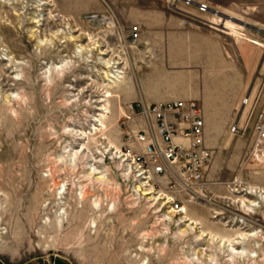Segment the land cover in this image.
<instances>
[{
  "label": "rangeland",
  "instance_id": "rangeland-1",
  "mask_svg": "<svg viewBox=\"0 0 264 264\" xmlns=\"http://www.w3.org/2000/svg\"><path fill=\"white\" fill-rule=\"evenodd\" d=\"M194 24L264 45V0H0V264H264V196L254 224L227 221L237 176L264 190L252 136L208 148L195 193L131 158L130 134L156 133L140 86Z\"/></svg>",
  "mask_w": 264,
  "mask_h": 264
},
{
  "label": "crops",
  "instance_id": "crops-1",
  "mask_svg": "<svg viewBox=\"0 0 264 264\" xmlns=\"http://www.w3.org/2000/svg\"><path fill=\"white\" fill-rule=\"evenodd\" d=\"M227 33H216L210 24L177 26L170 37V52L166 54L167 47H162V56L165 60L169 57L171 69L168 71L166 65L161 77L150 81L149 87L146 83L140 86L138 96L148 103L195 99L202 110L204 145L212 151L230 148L227 153L233 148L238 155V146L249 144L255 113L264 105V45L252 33ZM176 66H187L186 77ZM246 96L247 105L242 107ZM235 122L246 123L245 136L235 137L229 132Z\"/></svg>",
  "mask_w": 264,
  "mask_h": 264
},
{
  "label": "built area",
  "instance_id": "built-area-1",
  "mask_svg": "<svg viewBox=\"0 0 264 264\" xmlns=\"http://www.w3.org/2000/svg\"><path fill=\"white\" fill-rule=\"evenodd\" d=\"M190 1V0H187ZM201 11L207 10L205 3H199ZM132 35H137V28H132ZM248 102V96L242 103ZM141 114L147 120L148 128L154 127L156 133L136 132L130 134L129 145L141 146L140 151H133L131 158L139 168L151 165L155 174L174 176L182 185L195 193L194 188L204 182V172L211 159V151L204 145V121L202 110L195 99H174L164 102L142 103ZM154 120L152 124L150 122ZM246 123H233L229 131L243 134ZM130 150V149H128ZM255 161L264 164V105L256 111L252 128V141L245 156V162ZM229 191L238 194L233 215L227 221L240 225L254 224L251 216L259 209V205L248 199L250 195H263L264 190L246 185L237 176ZM174 199H171L173 202ZM174 208H179L177 202ZM264 216V203L261 206Z\"/></svg>",
  "mask_w": 264,
  "mask_h": 264
},
{
  "label": "water",
  "instance_id": "water-1",
  "mask_svg": "<svg viewBox=\"0 0 264 264\" xmlns=\"http://www.w3.org/2000/svg\"><path fill=\"white\" fill-rule=\"evenodd\" d=\"M223 16V18H227V19H229V20H232V21H234V22H238V23H240V24H242V25H247L245 22H243V21H241V20H238V19H236V18H233L232 16H230V15H228V16H226V15H222Z\"/></svg>",
  "mask_w": 264,
  "mask_h": 264
},
{
  "label": "bare ground",
  "instance_id": "bare-ground-1",
  "mask_svg": "<svg viewBox=\"0 0 264 264\" xmlns=\"http://www.w3.org/2000/svg\"><path fill=\"white\" fill-rule=\"evenodd\" d=\"M98 120V119H97Z\"/></svg>",
  "mask_w": 264,
  "mask_h": 264
}]
</instances>
